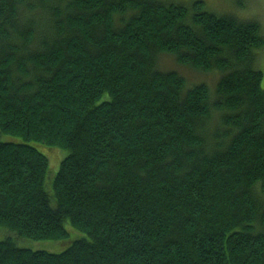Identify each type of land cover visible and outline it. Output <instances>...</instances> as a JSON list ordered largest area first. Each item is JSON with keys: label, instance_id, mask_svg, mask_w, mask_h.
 <instances>
[{"label": "trees", "instance_id": "trees-1", "mask_svg": "<svg viewBox=\"0 0 264 264\" xmlns=\"http://www.w3.org/2000/svg\"><path fill=\"white\" fill-rule=\"evenodd\" d=\"M262 50L201 2L0 0V230L64 247L0 264H264Z\"/></svg>", "mask_w": 264, "mask_h": 264}, {"label": "rangeland", "instance_id": "rangeland-1", "mask_svg": "<svg viewBox=\"0 0 264 264\" xmlns=\"http://www.w3.org/2000/svg\"><path fill=\"white\" fill-rule=\"evenodd\" d=\"M170 3L177 4V5H185L190 6L196 2H201L204 6V10L206 12L215 14L217 16H232L241 21H255L261 25V29L264 33V0H167ZM160 67L168 72V70H176L180 73L186 80L187 84L190 86L194 85H205L208 87L211 94L214 93L217 74H197L193 70L188 68H182L174 63L169 57H164L160 61ZM256 68L262 73V81L261 86L264 89V50L259 52L257 57ZM220 77V76H219ZM63 83L67 84L63 81ZM60 85V81H58V86ZM72 91L68 87L65 89L66 94H61L58 97V102L60 104H68L71 99L70 94ZM39 122H41L39 120ZM42 123V122H41ZM53 123L62 124L60 120L54 119ZM44 128H48V125L42 123ZM0 140L2 142H10V138L1 136ZM208 141V140H207ZM46 156L48 154L46 153ZM66 153L59 152L57 155H50L47 157L48 159V174L46 177L45 182V189L49 194H52V183L53 180L59 170L60 163L65 159ZM71 231V230H70ZM73 238H79L81 236L77 235L76 233H72ZM7 238H12L13 241L18 242V245L33 251H45L51 254H59L64 250L63 246H59L58 244L52 242H29L24 243L17 240L16 236L9 234L8 232L0 230V241H5Z\"/></svg>", "mask_w": 264, "mask_h": 264}, {"label": "bare ground", "instance_id": "bare-ground-1", "mask_svg": "<svg viewBox=\"0 0 264 264\" xmlns=\"http://www.w3.org/2000/svg\"><path fill=\"white\" fill-rule=\"evenodd\" d=\"M190 86V85H189Z\"/></svg>", "mask_w": 264, "mask_h": 264}]
</instances>
